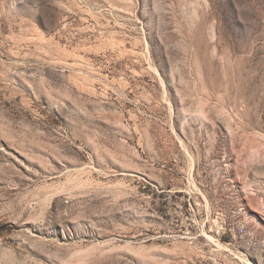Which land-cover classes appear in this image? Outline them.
Here are the masks:
<instances>
[{
    "label": "rangeland",
    "instance_id": "obj_1",
    "mask_svg": "<svg viewBox=\"0 0 264 264\" xmlns=\"http://www.w3.org/2000/svg\"><path fill=\"white\" fill-rule=\"evenodd\" d=\"M0 264H264V0H0Z\"/></svg>",
    "mask_w": 264,
    "mask_h": 264
}]
</instances>
